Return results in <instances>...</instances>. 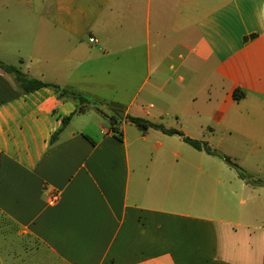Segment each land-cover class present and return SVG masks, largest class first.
<instances>
[{"label": "crops", "instance_id": "obj_1", "mask_svg": "<svg viewBox=\"0 0 264 264\" xmlns=\"http://www.w3.org/2000/svg\"><path fill=\"white\" fill-rule=\"evenodd\" d=\"M0 61L98 102L100 63L147 75L112 125L0 69V264H264V0H0Z\"/></svg>", "mask_w": 264, "mask_h": 264}, {"label": "trees", "instance_id": "obj_2", "mask_svg": "<svg viewBox=\"0 0 264 264\" xmlns=\"http://www.w3.org/2000/svg\"><path fill=\"white\" fill-rule=\"evenodd\" d=\"M0 69L3 70L5 73L11 75L18 88L23 92V93H31L37 90H40L42 88H52L56 94L57 97L61 100H73L75 103L78 105V109L76 114H83L87 113L89 111H95L98 114H100L102 117L105 119H108V121L112 125H116L117 123L120 122V119L117 115L112 114L108 115L104 110H102L100 107H98V101L91 99L81 93L72 91L68 88H63L59 85L56 84H51V83H46L37 79H32L28 77L26 74H24L20 68L16 66H11L4 64L3 62L0 61ZM246 97V93L241 90L237 89L234 93V99L235 101L239 102L243 100ZM72 116L65 118L64 122L68 123L71 121ZM126 120L131 123L132 125L136 126L138 129L141 131H147L149 129H155L163 132L166 135L169 136H179L185 143L190 145L196 150L199 151H204L208 155L218 157L219 159L225 161L230 167H233L238 171V174L241 179L247 181L248 183H251L253 185H261L263 184V181L261 180H255L250 174H247L241 167L240 165L234 161L230 156L223 154L217 150H213L206 142L200 141V140H195L190 137L185 136L182 132L175 130V129H167L165 128L164 125L162 124H157L154 122H151L147 119L143 118H137V117H132V116H127ZM63 128L56 133V135L53 137V141H56L58 138L59 134ZM114 131L116 133V138L120 141L123 140V133L114 127ZM0 163H1V158H0Z\"/></svg>", "mask_w": 264, "mask_h": 264}, {"label": "rangeland", "instance_id": "obj_3", "mask_svg": "<svg viewBox=\"0 0 264 264\" xmlns=\"http://www.w3.org/2000/svg\"><path fill=\"white\" fill-rule=\"evenodd\" d=\"M111 62V61H110ZM16 63V62H14ZM113 73L109 74L107 72V68H110L109 65V61L106 62H102L100 63L95 69L94 71L96 72L95 77L99 80V83L97 85V88L92 86V87H88L86 91V93H92L93 95H99L100 97L103 98L102 101L98 102V107H100L102 110H104L105 112H108L109 114L111 113L109 111V109L112 107H117L119 109H121L120 107H123V109H125V107H127L131 101L138 97L139 93H140V88L142 85V81L147 77L144 76V74H140V73H133V72H126L125 69L123 70V72H120L118 70V67L113 66ZM152 77V75H151ZM113 79L114 81V87H108L110 80ZM127 79V82H125V80ZM127 84V86L125 85ZM89 91V92H88ZM113 102L118 103L120 106L113 104ZM123 112V111H120ZM174 122V119H170V120H164L165 124L168 123H172ZM106 126L110 127V123L106 122ZM129 130L130 133L134 132L137 133L138 129L136 128V126H129ZM178 142H180V144H182L181 146L183 147V150H181L184 153V149H190L193 152H195L196 156H205V158H207L208 160H215L217 162H221L222 164H226L227 166H229L225 161L217 158V157H208V155L204 154V155H200V153H196L195 149H193L190 145H187L186 143L180 141V139H176ZM180 151V153H181ZM220 152V151H219ZM223 153V152H221ZM225 154V153H223ZM228 170H231L233 173H237L238 171L236 169H234L233 167H229ZM264 181V180H263ZM243 199H246V197H242ZM234 204H239V201L234 200L233 201ZM247 203H249L247 201ZM259 203H261V209L262 212L264 213V202L259 201ZM2 250L3 253L5 255L6 251H5V245L3 243L2 246ZM21 264H23L22 262H19Z\"/></svg>", "mask_w": 264, "mask_h": 264}, {"label": "built area", "instance_id": "obj_4", "mask_svg": "<svg viewBox=\"0 0 264 264\" xmlns=\"http://www.w3.org/2000/svg\"><path fill=\"white\" fill-rule=\"evenodd\" d=\"M91 42H96L95 39H91ZM60 201V193L58 192H53L49 198V202L51 204H57Z\"/></svg>", "mask_w": 264, "mask_h": 264}, {"label": "water", "instance_id": "obj_5", "mask_svg": "<svg viewBox=\"0 0 264 264\" xmlns=\"http://www.w3.org/2000/svg\"><path fill=\"white\" fill-rule=\"evenodd\" d=\"M115 113H116V115H117L120 119H124V118H125V115H124L123 112L116 111Z\"/></svg>", "mask_w": 264, "mask_h": 264}]
</instances>
